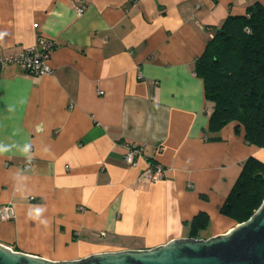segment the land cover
<instances>
[{
	"label": "crops",
	"instance_id": "crops-1",
	"mask_svg": "<svg viewBox=\"0 0 264 264\" xmlns=\"http://www.w3.org/2000/svg\"><path fill=\"white\" fill-rule=\"evenodd\" d=\"M256 1L0 0V56L54 46L52 74L0 69V209L15 212L0 219V243L68 261L192 237L201 212L198 238L235 227L221 207L264 147L235 122L209 129L195 63L214 29ZM131 144L144 149L135 167ZM148 163L164 178L143 179Z\"/></svg>",
	"mask_w": 264,
	"mask_h": 264
},
{
	"label": "trees",
	"instance_id": "trees-1",
	"mask_svg": "<svg viewBox=\"0 0 264 264\" xmlns=\"http://www.w3.org/2000/svg\"><path fill=\"white\" fill-rule=\"evenodd\" d=\"M204 81L205 98L213 103L209 129L231 122L247 143L264 147V4L256 1L243 14H230L214 29L195 63ZM264 200V163L249 158L221 213L236 223L248 220ZM209 217L197 214L191 236L207 228Z\"/></svg>",
	"mask_w": 264,
	"mask_h": 264
},
{
	"label": "water",
	"instance_id": "water-1",
	"mask_svg": "<svg viewBox=\"0 0 264 264\" xmlns=\"http://www.w3.org/2000/svg\"><path fill=\"white\" fill-rule=\"evenodd\" d=\"M0 264H264V200L246 221L227 233L179 238L145 250L104 252L53 261L0 243Z\"/></svg>",
	"mask_w": 264,
	"mask_h": 264
},
{
	"label": "built area",
	"instance_id": "built-area-1",
	"mask_svg": "<svg viewBox=\"0 0 264 264\" xmlns=\"http://www.w3.org/2000/svg\"><path fill=\"white\" fill-rule=\"evenodd\" d=\"M83 8L80 9V12ZM37 27V24L34 25ZM52 43H44L40 46L27 47L16 55L0 56V69L9 66L17 65L22 71L32 75L52 74L53 68L50 64L51 52L53 49ZM102 94V91H99ZM144 154L143 146L131 144L127 146V151L124 154V161L130 166H137L138 159ZM28 167V166H26ZM166 169L155 163H148V166L142 172V178L149 182H156L164 178ZM14 209L12 206L2 207L0 209V219L9 220L14 217Z\"/></svg>",
	"mask_w": 264,
	"mask_h": 264
},
{
	"label": "clouds",
	"instance_id": "clouds-1",
	"mask_svg": "<svg viewBox=\"0 0 264 264\" xmlns=\"http://www.w3.org/2000/svg\"><path fill=\"white\" fill-rule=\"evenodd\" d=\"M8 150L9 149H8L7 145L0 144V153L6 152ZM30 152H31V145L30 144H25L24 147H23V153L24 154H28Z\"/></svg>",
	"mask_w": 264,
	"mask_h": 264
}]
</instances>
